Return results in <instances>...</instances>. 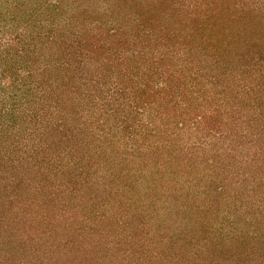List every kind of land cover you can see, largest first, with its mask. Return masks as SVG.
Listing matches in <instances>:
<instances>
[{
  "label": "rangeland",
  "instance_id": "1",
  "mask_svg": "<svg viewBox=\"0 0 264 264\" xmlns=\"http://www.w3.org/2000/svg\"><path fill=\"white\" fill-rule=\"evenodd\" d=\"M0 264H264V0H0Z\"/></svg>",
  "mask_w": 264,
  "mask_h": 264
},
{
  "label": "trees",
  "instance_id": "2",
  "mask_svg": "<svg viewBox=\"0 0 264 264\" xmlns=\"http://www.w3.org/2000/svg\"><path fill=\"white\" fill-rule=\"evenodd\" d=\"M233 22H234V20H232ZM83 38H85V41H91V39H92V37L91 36H87V35H85V34H82L79 38H78V41H82L83 40ZM79 45H81V42H79ZM233 62V61H232ZM236 62H240L239 60H237V61H235V63ZM156 133V135H158V133L157 132H155ZM160 133V132H159ZM158 203H160V202H158ZM119 205H125V202L123 203V204H119ZM153 210H150L153 214H154V211L155 212H157V213H159V210H157V208L156 209H154L153 207H151ZM155 215V214H154ZM127 234H129L128 235V237L131 235V236H134L135 237V231H134V226H132V228H130L129 230H128V232H127ZM133 237V238H134ZM135 239H136V237H135ZM165 241H167V239H165ZM131 243L132 244H134V245H136V242H134V241H131ZM171 245H173V244H171Z\"/></svg>",
  "mask_w": 264,
  "mask_h": 264
}]
</instances>
